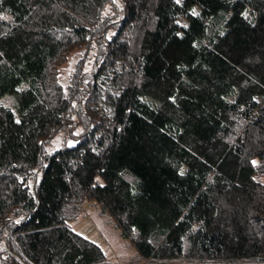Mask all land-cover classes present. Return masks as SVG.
I'll list each match as a JSON object with an SVG mask.
<instances>
[{"label": "trees", "instance_id": "trees-1", "mask_svg": "<svg viewBox=\"0 0 264 264\" xmlns=\"http://www.w3.org/2000/svg\"><path fill=\"white\" fill-rule=\"evenodd\" d=\"M90 202L143 259L264 264V0H0V264H111Z\"/></svg>", "mask_w": 264, "mask_h": 264}, {"label": "rangeland", "instance_id": "rangeland-1", "mask_svg": "<svg viewBox=\"0 0 264 264\" xmlns=\"http://www.w3.org/2000/svg\"><path fill=\"white\" fill-rule=\"evenodd\" d=\"M89 55L90 52L87 53V56ZM90 67L91 58L84 62L82 69L89 71ZM1 102L8 106H14L16 100L13 95H7L1 99ZM95 106L97 110L102 111L99 104ZM66 139L64 132L54 139L53 144L57 146L64 143ZM71 225L74 230L99 244L106 252L111 264H158L140 257L131 242L120 235L109 214L100 212L92 202L84 204L81 215Z\"/></svg>", "mask_w": 264, "mask_h": 264}]
</instances>
